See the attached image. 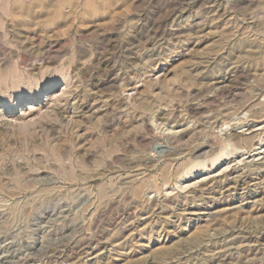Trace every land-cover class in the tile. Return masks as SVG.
I'll list each match as a JSON object with an SVG mask.
<instances>
[{
  "label": "rangeland",
  "instance_id": "obj_1",
  "mask_svg": "<svg viewBox=\"0 0 264 264\" xmlns=\"http://www.w3.org/2000/svg\"><path fill=\"white\" fill-rule=\"evenodd\" d=\"M263 87L264 0H0V264H264Z\"/></svg>",
  "mask_w": 264,
  "mask_h": 264
},
{
  "label": "bare ground",
  "instance_id": "obj_2",
  "mask_svg": "<svg viewBox=\"0 0 264 264\" xmlns=\"http://www.w3.org/2000/svg\"><path fill=\"white\" fill-rule=\"evenodd\" d=\"M215 59V58H214ZM206 60V59H205ZM240 70V69H239ZM230 72V71H229ZM236 76V75H235ZM224 78V77H223ZM222 78V79H223ZM217 83H219V84H221L220 82H217ZM223 83V82H222ZM218 84V85H219ZM231 84H221L220 86H219V89H224V90H229L230 91V89H231V86H230ZM262 88V87H261ZM264 88V87H263ZM218 89V90H219ZM236 89V88H235ZM260 89V88H259ZM261 90V89H260ZM224 93V92H223ZM252 102V101H251ZM259 103V102H258ZM250 104V103H249ZM255 104V103H254ZM262 104H264V103H262ZM258 106V105H257ZM263 106V105H262ZM263 108V107H262ZM261 112V111H260ZM255 114V113H254ZM244 115V114H243ZM262 115V114H261ZM222 116V115H221ZM218 118V117H217ZM261 118V117H260ZM215 121V120H214ZM242 124V123H241ZM246 124V123H245ZM252 126V125H251ZM246 128V127H245ZM237 132V131H236ZM234 133V132H233ZM235 134H238V133H235ZM194 136V135H193ZM228 136L230 137V134H228ZM198 139V138H197ZM226 143V142H225ZM254 144V143H253ZM236 145V144H235ZM152 151L154 152L153 154H154V156H153V158H152V161H154L155 160V156L157 155L156 153H157V151L158 150H155V148H153L152 149ZM161 152V151H160ZM158 156V155H157ZM157 156H156V158H157ZM150 160V159H149ZM158 161V160H157ZM215 161V160H214ZM261 161V160H260ZM263 161V160H262ZM149 162H151V161H149ZM135 163V162H134ZM146 163V162H145ZM263 163V162H262ZM150 164V163H149ZM258 170V169H257ZM244 180V179H243ZM241 181V180H240ZM232 183V182H231ZM233 184H235V183H233ZM236 188V187H235ZM235 190V189H234ZM241 223V222H240ZM238 224V223H237ZM233 231V230H232ZM247 232V231H246ZM249 232V231H248ZM236 233V232H235ZM243 233V232H242ZM243 236V235H242ZM211 239V238H210ZM257 240V239H256ZM235 242V241H234ZM257 244V243H256ZM259 244V243H258ZM227 248V247H226ZM224 249V248H223ZM220 251V250H219ZM221 254H222V252H221ZM196 256V255H195ZM9 257V256H8ZM7 258V257H6ZM14 258V257H13ZM22 261V260H21ZM229 262V261H228ZM219 263V262H218ZM221 263V262H220ZM224 263V262H223Z\"/></svg>",
  "mask_w": 264,
  "mask_h": 264
}]
</instances>
